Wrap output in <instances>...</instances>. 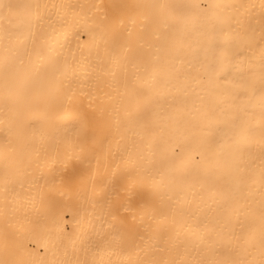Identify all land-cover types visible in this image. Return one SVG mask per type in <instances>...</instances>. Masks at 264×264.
<instances>
[{
    "label": "bare ground",
    "instance_id": "obj_1",
    "mask_svg": "<svg viewBox=\"0 0 264 264\" xmlns=\"http://www.w3.org/2000/svg\"><path fill=\"white\" fill-rule=\"evenodd\" d=\"M0 4V264H258L264 0Z\"/></svg>",
    "mask_w": 264,
    "mask_h": 264
},
{
    "label": "snow or ice",
    "instance_id": "obj_2",
    "mask_svg": "<svg viewBox=\"0 0 264 264\" xmlns=\"http://www.w3.org/2000/svg\"><path fill=\"white\" fill-rule=\"evenodd\" d=\"M4 7H7L8 11L11 12L13 6L12 5L5 6V5L0 4V8H4ZM262 83H264V76H262ZM158 239L167 243L166 237L163 234H161L158 237ZM125 244H127V238H124L120 244H118L115 248H112L111 249L112 253L115 255H119V250L123 248ZM153 249L155 251H160V252H164L168 250L159 245H154ZM101 264H103V262H101ZM116 264H190V262L185 261V260H176V259L166 260L163 258H152V259L142 260V261L141 260H138V261L118 260ZM224 264H229V262H224ZM253 264H255V262H253ZM258 264H264V239H262L261 241V257H260Z\"/></svg>",
    "mask_w": 264,
    "mask_h": 264
}]
</instances>
